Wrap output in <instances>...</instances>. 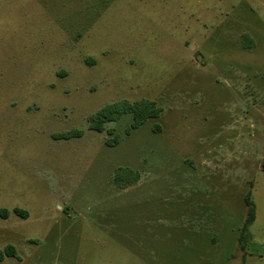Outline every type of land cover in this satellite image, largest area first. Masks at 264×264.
Returning a JSON list of instances; mask_svg holds the SVG:
<instances>
[{"label": "rangeland", "instance_id": "obj_1", "mask_svg": "<svg viewBox=\"0 0 264 264\" xmlns=\"http://www.w3.org/2000/svg\"><path fill=\"white\" fill-rule=\"evenodd\" d=\"M0 208V264H264V0H0Z\"/></svg>", "mask_w": 264, "mask_h": 264}, {"label": "trees", "instance_id": "obj_2", "mask_svg": "<svg viewBox=\"0 0 264 264\" xmlns=\"http://www.w3.org/2000/svg\"><path fill=\"white\" fill-rule=\"evenodd\" d=\"M160 112L161 110L159 108H156L153 103L148 101H139L136 103L115 102L104 106L95 114L90 116L88 118V129L96 133H102L105 131L104 126L107 123H114L122 114L129 113L132 116V122L129 125L128 129H126V133L128 134L130 131L140 127L146 121L158 118ZM155 129H158V127L156 126ZM106 133L110 136L112 134V131L106 130ZM82 135L83 131L73 129L71 131L63 133L52 134L51 138L54 140H69L73 138H79ZM117 143V136H112L111 138H107L105 140V144L109 147H113ZM137 179V173L130 168L118 167L113 173V183L118 188H124L126 185L137 181ZM244 204L247 208V211L244 223L239 233V241L241 242L243 239H245V234L254 221L255 209L250 199V192H247L244 198ZM11 213L21 219H26L28 217L27 211L21 210L19 208H14L11 211L0 208V219H7ZM5 257H17L16 251L13 246L7 245L2 250H0V261H2Z\"/></svg>", "mask_w": 264, "mask_h": 264}]
</instances>
